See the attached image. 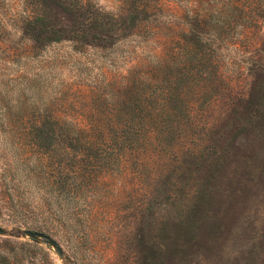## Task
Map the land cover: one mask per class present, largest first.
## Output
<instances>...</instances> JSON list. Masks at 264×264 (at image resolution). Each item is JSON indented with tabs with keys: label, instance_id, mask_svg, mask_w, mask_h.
Segmentation results:
<instances>
[{
	"label": "trees",
	"instance_id": "16d2710c",
	"mask_svg": "<svg viewBox=\"0 0 264 264\" xmlns=\"http://www.w3.org/2000/svg\"><path fill=\"white\" fill-rule=\"evenodd\" d=\"M13 2L23 47L0 44V126L17 130L2 148L9 157L1 164L0 221L49 233L56 226L93 247L83 221L111 222L115 194L143 209L163 202L190 108L210 93L212 34L222 40L228 28L243 27L264 0L258 8L250 0H115L110 12L94 0ZM59 43L75 53L115 44L108 110L56 108L41 72L24 76L21 60ZM82 91L99 103L106 97L99 88ZM199 152L197 145L187 156L194 161ZM125 190L147 195L121 197ZM150 249H137L142 264H152ZM9 258L0 252V264Z\"/></svg>",
	"mask_w": 264,
	"mask_h": 264
},
{
	"label": "rangeland",
	"instance_id": "374dc122",
	"mask_svg": "<svg viewBox=\"0 0 264 264\" xmlns=\"http://www.w3.org/2000/svg\"><path fill=\"white\" fill-rule=\"evenodd\" d=\"M94 1L115 11V0ZM250 1L263 6V0ZM19 8L13 0L1 2L0 44L5 47H23L13 26ZM259 10L245 17L243 27L228 28L222 40L212 34L210 93L190 108L192 123L178 146L182 156L174 162L179 167L162 186L163 202L143 209L115 194L107 209L111 222L99 216L83 221L93 247L78 245L56 226L49 233L0 221V252L14 256L7 264H142L137 249L144 245L151 248L146 260L152 264H264V10ZM23 63L26 78L41 72L50 82L54 107L63 102L67 112L109 109L105 84L115 81V44L78 53L68 44H53ZM92 88L106 92L100 103L94 94L82 97V90ZM16 132L0 126V173L9 157L2 148ZM197 145L200 152L192 161L187 151ZM123 195L141 199L147 194L125 190ZM23 229L48 234L62 253Z\"/></svg>",
	"mask_w": 264,
	"mask_h": 264
},
{
	"label": "water",
	"instance_id": "95a60500",
	"mask_svg": "<svg viewBox=\"0 0 264 264\" xmlns=\"http://www.w3.org/2000/svg\"><path fill=\"white\" fill-rule=\"evenodd\" d=\"M22 231L29 238H32L35 240L40 239L46 244L50 245L52 248L56 250L58 254L62 253V249L60 245L58 244V242L55 239H53L51 236H49L48 234L41 232V231L31 230V229H23ZM2 232H3V228L0 226V233Z\"/></svg>",
	"mask_w": 264,
	"mask_h": 264
}]
</instances>
